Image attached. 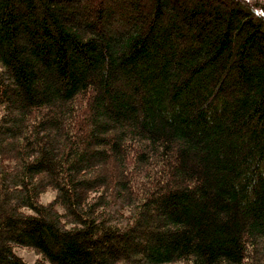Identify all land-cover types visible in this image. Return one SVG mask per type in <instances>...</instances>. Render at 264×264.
<instances>
[{
    "label": "trees",
    "instance_id": "1",
    "mask_svg": "<svg viewBox=\"0 0 264 264\" xmlns=\"http://www.w3.org/2000/svg\"><path fill=\"white\" fill-rule=\"evenodd\" d=\"M0 264H264V0H0Z\"/></svg>",
    "mask_w": 264,
    "mask_h": 264
},
{
    "label": "rangeland",
    "instance_id": "2",
    "mask_svg": "<svg viewBox=\"0 0 264 264\" xmlns=\"http://www.w3.org/2000/svg\"><path fill=\"white\" fill-rule=\"evenodd\" d=\"M55 197V192L53 190H48L42 195V200L44 202H48L52 200ZM16 253L23 257L27 262L29 263H35L37 259H39V256L37 253H35L33 250L27 248V247H16Z\"/></svg>",
    "mask_w": 264,
    "mask_h": 264
}]
</instances>
